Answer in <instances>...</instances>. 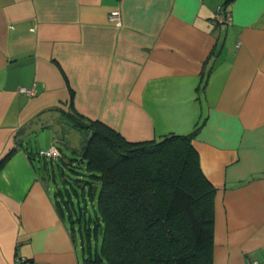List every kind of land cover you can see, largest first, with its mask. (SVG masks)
<instances>
[{
    "label": "crops",
    "instance_id": "obj_1",
    "mask_svg": "<svg viewBox=\"0 0 264 264\" xmlns=\"http://www.w3.org/2000/svg\"><path fill=\"white\" fill-rule=\"evenodd\" d=\"M225 1L0 0V264H84L37 154L69 157L67 112L132 142L194 133L212 264H264V0Z\"/></svg>",
    "mask_w": 264,
    "mask_h": 264
},
{
    "label": "trees",
    "instance_id": "obj_2",
    "mask_svg": "<svg viewBox=\"0 0 264 264\" xmlns=\"http://www.w3.org/2000/svg\"><path fill=\"white\" fill-rule=\"evenodd\" d=\"M64 116L84 140L45 162L84 264H212L215 188L194 133L132 142L98 120Z\"/></svg>",
    "mask_w": 264,
    "mask_h": 264
},
{
    "label": "built area",
    "instance_id": "obj_3",
    "mask_svg": "<svg viewBox=\"0 0 264 264\" xmlns=\"http://www.w3.org/2000/svg\"><path fill=\"white\" fill-rule=\"evenodd\" d=\"M217 10H220V6L217 8ZM109 18L111 20H114L116 24H120V14L118 10H113L110 13ZM214 20L222 26H226L230 22L229 17L222 14L219 11L215 13ZM20 91L27 95H33L36 92V89L21 87ZM38 155L43 157L44 159L57 160L61 156V151L57 146V144L53 143L49 148L39 150ZM254 264H259V263L254 262Z\"/></svg>",
    "mask_w": 264,
    "mask_h": 264
},
{
    "label": "rangeland",
    "instance_id": "obj_4",
    "mask_svg": "<svg viewBox=\"0 0 264 264\" xmlns=\"http://www.w3.org/2000/svg\"><path fill=\"white\" fill-rule=\"evenodd\" d=\"M69 130H70V140L68 141V144L70 145L71 143H74V142H76V141H78V143L76 142V144H71V146L70 147H66V148H64V152L67 154V155H71V154H73L74 153V150H78L79 149V147H80V139H81V137L83 138V140H84V136H81L80 135V132L79 131H75L73 128H71V127H69ZM43 143V140L42 139H39V138H34V139H32L31 140V143L29 144V148L30 149H35V147H37V145L39 146L40 144H42ZM72 146L73 147H75V148H72ZM78 147V148H77ZM31 151H33V152H35L36 150H31ZM51 184H52V182H51Z\"/></svg>",
    "mask_w": 264,
    "mask_h": 264
}]
</instances>
